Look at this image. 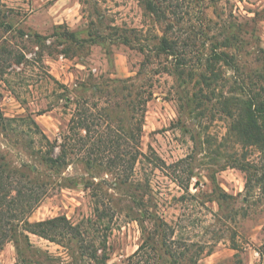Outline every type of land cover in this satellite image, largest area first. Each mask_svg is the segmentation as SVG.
Instances as JSON below:
<instances>
[{
	"label": "rangeland",
	"instance_id": "obj_1",
	"mask_svg": "<svg viewBox=\"0 0 264 264\" xmlns=\"http://www.w3.org/2000/svg\"><path fill=\"white\" fill-rule=\"evenodd\" d=\"M154 2L159 15L142 0H0L4 116L35 118L54 141L67 131L79 94L91 96L94 84L139 77L138 83L152 85L144 155L130 179L123 182L105 168L88 170L78 156L59 177L41 166L34 153L40 135L20 120L7 130L0 125V153L13 165H40L55 181L30 219L67 216L82 227L87 245L108 256L107 264H127L145 242L162 256L148 248L143 264H170L165 231L169 245L181 240L192 248L186 264L192 255L198 264H264V154L239 142L216 98L243 77L254 87L264 84V0ZM163 37L179 41L186 53L182 78L177 56L160 50ZM227 37L234 47H225ZM212 50L235 54L241 72L217 62L216 95L198 81L200 59ZM191 69L194 77L187 74ZM201 86L213 100L195 97ZM29 238L31 246L23 242L22 251L30 264H104L75 238ZM18 257L11 241L0 264H16Z\"/></svg>",
	"mask_w": 264,
	"mask_h": 264
},
{
	"label": "trees",
	"instance_id": "obj_2",
	"mask_svg": "<svg viewBox=\"0 0 264 264\" xmlns=\"http://www.w3.org/2000/svg\"><path fill=\"white\" fill-rule=\"evenodd\" d=\"M142 1L149 11L159 15L161 9L154 0ZM71 36L73 42L78 41L74 33H71ZM234 46L232 38L227 37L225 47ZM159 47L164 53L177 56L176 74L182 78L186 74L187 61L186 53L180 49L179 41L163 37ZM212 53L211 56L204 58L205 62L200 59L203 69L199 73L198 81L216 95L217 89L214 85L220 77L217 62H224L238 74L241 72L235 54L226 50L220 52L212 50ZM187 74L194 77L196 73L191 69ZM138 78H108L94 84L92 89L94 93L91 96L79 94L67 131L54 141L47 137L37 120L31 116L9 118L0 112V125L7 130L13 121L20 120L35 134L40 135L41 147L34 153L40 155L38 160L43 164L41 166L58 174L59 177L63 176V170L68 167L71 160L78 156L88 170L105 168L110 172H118L124 176L123 182H126L133 174L140 156L144 155L140 149L141 137L147 104L154 94L152 85L147 81L138 83ZM229 92V94L222 92L216 98L222 107L221 111L232 120L231 130L235 132L244 147H256L264 154V84L254 87L248 82L247 77H243L241 80H236L233 89ZM195 97L213 100V96L206 93L203 86L198 89ZM68 100L72 99L68 98ZM102 100H105L107 105L101 106ZM127 110L129 113L125 118L122 114ZM56 150L59 152L57 153ZM260 181L264 190V174ZM54 183L51 175L47 174L40 165H13L6 155L0 153V254L9 242L14 241L19 255L16 264L23 262L30 264L28 261L25 262L22 244L26 242L31 246L29 234L32 233L58 243L75 238L89 257L107 264L108 256L98 255L97 248L87 245L82 227L74 224L67 216L61 215L40 221L30 219L49 195ZM86 185L95 188V183L87 182ZM161 227L159 225V228ZM156 232L159 233V229H156ZM164 237L163 246L167 250L165 253L172 257L170 264H186L184 262L192 248L181 240L174 243L176 247L169 245L166 231ZM148 248L156 257L159 255L157 246L145 242L129 258L127 264L145 263L144 255L149 254ZM199 251L195 254L198 255ZM161 256L160 254L159 257ZM146 261L154 264L151 260L146 259ZM190 262L198 264L193 255Z\"/></svg>",
	"mask_w": 264,
	"mask_h": 264
}]
</instances>
